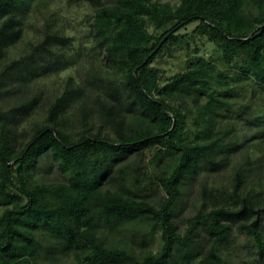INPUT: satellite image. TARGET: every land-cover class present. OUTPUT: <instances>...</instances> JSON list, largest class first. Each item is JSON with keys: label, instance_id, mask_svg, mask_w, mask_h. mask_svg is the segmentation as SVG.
<instances>
[{"label": "trees", "instance_id": "trees-1", "mask_svg": "<svg viewBox=\"0 0 264 264\" xmlns=\"http://www.w3.org/2000/svg\"><path fill=\"white\" fill-rule=\"evenodd\" d=\"M43 1L0 0V101L15 96L0 106V264H226L235 229L264 256V189L249 184L264 172V0H75L95 7L98 57L20 139L39 103L24 93L31 81L80 57L51 25L9 57L26 10ZM207 43L217 56H206ZM175 49L185 68L166 75L158 62ZM44 158L65 181L38 176ZM223 165L228 184L202 181V209L182 230L175 217L188 185Z\"/></svg>", "mask_w": 264, "mask_h": 264}, {"label": "rangeland", "instance_id": "rangeland-1", "mask_svg": "<svg viewBox=\"0 0 264 264\" xmlns=\"http://www.w3.org/2000/svg\"><path fill=\"white\" fill-rule=\"evenodd\" d=\"M95 7L86 1L75 0H44L42 3H33L25 12L23 18L24 36L23 39L12 47L9 51V57L20 56L22 50L28 47L30 41H36L42 37V30L46 26L51 25L53 29L64 27L67 33L73 37V44L68 48V54L77 55L78 61L69 65L59 73L46 74L41 76L29 84L24 93L29 97H39V103L34 112L22 122L19 129V138L31 132L32 127L37 122H42L45 117V107L48 101L63 90L69 76H74L78 81L83 79L86 68L91 62L96 61L92 53L94 45L90 34V22L94 14ZM197 23H192L182 29L183 33H191ZM202 44V40H197ZM194 41L192 45L194 46ZM207 57L216 55L215 48L208 44L206 45ZM100 56V55H99ZM217 56V55H216ZM187 55L181 49H175L174 55H166L159 60V66L165 70L166 75H171L185 68ZM15 101L14 95H6L0 101V106L6 108ZM240 134L247 131V127L241 120L238 123ZM255 150V149H254ZM253 151V150H252ZM262 153V152H261ZM38 176L46 181H65L66 174L59 170L56 165H52L48 158L42 159L38 167ZM231 177V166L223 165L217 171L204 170L195 177L188 185L184 199L176 212L175 220L177 225L184 230L187 227V219L198 210L202 209L204 204L203 195L201 192V182L203 181L209 187L227 185ZM261 182L262 186L258 185ZM255 183L260 189H264V172L259 173V170H253V175L249 179V184ZM157 194H163V191L156 189ZM264 194V193H263ZM154 197V196H153ZM209 205V201L207 203ZM210 207V206H209ZM1 208V207H0ZM202 243L199 245L197 253L204 254L209 247V239L207 234L202 232ZM159 235L156 234L155 241L151 243L154 250L159 248ZM254 240L246 233L235 229L234 234L228 246L222 248L223 255L226 258V264H264V256L258 251L253 244ZM198 247V246H197ZM50 264V263H48ZM59 264H80L73 256L63 259Z\"/></svg>", "mask_w": 264, "mask_h": 264}]
</instances>
